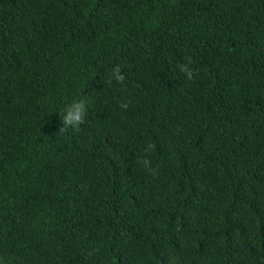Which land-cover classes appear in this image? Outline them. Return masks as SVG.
<instances>
[{
    "label": "trees",
    "instance_id": "trees-1",
    "mask_svg": "<svg viewBox=\"0 0 264 264\" xmlns=\"http://www.w3.org/2000/svg\"><path fill=\"white\" fill-rule=\"evenodd\" d=\"M0 264H264V0H0Z\"/></svg>",
    "mask_w": 264,
    "mask_h": 264
},
{
    "label": "clouds",
    "instance_id": "clouds-1",
    "mask_svg": "<svg viewBox=\"0 0 264 264\" xmlns=\"http://www.w3.org/2000/svg\"><path fill=\"white\" fill-rule=\"evenodd\" d=\"M186 59H187V63L179 65V70L185 74L188 80H192L197 73L189 67V65L192 62L191 58L189 57ZM112 79H114L117 83H121V84L124 82L125 76L122 74L119 66H116L112 69L111 76L108 82L111 83ZM120 107L126 109L128 105L126 103H122ZM87 110H88V102L85 99H79L73 101L63 111H60V115L62 118L61 119L62 126L59 128L58 133L64 134L67 133L69 130H72L73 132H78L80 126L85 123ZM151 148L152 145H149V149ZM141 163L150 172H154V169L150 167V162L147 159L142 160Z\"/></svg>",
    "mask_w": 264,
    "mask_h": 264
}]
</instances>
